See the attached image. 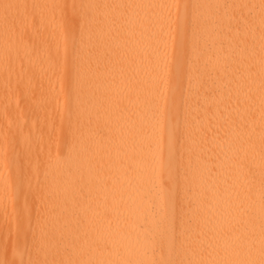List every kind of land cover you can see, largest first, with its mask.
Here are the masks:
<instances>
[{"label": "bare ground", "instance_id": "bare-ground-1", "mask_svg": "<svg viewBox=\"0 0 264 264\" xmlns=\"http://www.w3.org/2000/svg\"><path fill=\"white\" fill-rule=\"evenodd\" d=\"M262 260L264 0H0V264Z\"/></svg>", "mask_w": 264, "mask_h": 264}, {"label": "rangeland", "instance_id": "rangeland-1", "mask_svg": "<svg viewBox=\"0 0 264 264\" xmlns=\"http://www.w3.org/2000/svg\"><path fill=\"white\" fill-rule=\"evenodd\" d=\"M28 231H29V228H26L25 231H24L25 235H27ZM7 263H9V262H7Z\"/></svg>", "mask_w": 264, "mask_h": 264}, {"label": "snow or ice", "instance_id": "snow-or-ice-1", "mask_svg": "<svg viewBox=\"0 0 264 264\" xmlns=\"http://www.w3.org/2000/svg\"><path fill=\"white\" fill-rule=\"evenodd\" d=\"M261 264H264V260L261 261Z\"/></svg>", "mask_w": 264, "mask_h": 264}]
</instances>
